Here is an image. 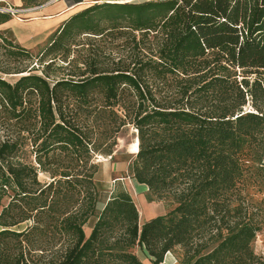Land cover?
I'll use <instances>...</instances> for the list:
<instances>
[{
    "label": "trees",
    "instance_id": "obj_1",
    "mask_svg": "<svg viewBox=\"0 0 264 264\" xmlns=\"http://www.w3.org/2000/svg\"><path fill=\"white\" fill-rule=\"evenodd\" d=\"M127 33L138 49L128 62L101 65L91 55L77 72L53 76L58 59L74 61L78 36ZM137 35H151L147 55ZM39 55L40 73L28 61L14 72L0 67L20 74L13 83L0 75V121L10 129L0 140V199H9L0 209V264H144L134 247L153 264L175 250L180 264H264L251 248L263 221L243 208L241 190L249 169L264 176V0L94 3L70 15ZM145 76L179 85L158 95ZM129 126L138 140L130 176L150 201L173 204L142 225L124 188L96 212L94 160L112 158Z\"/></svg>",
    "mask_w": 264,
    "mask_h": 264
},
{
    "label": "rangeland",
    "instance_id": "obj_2",
    "mask_svg": "<svg viewBox=\"0 0 264 264\" xmlns=\"http://www.w3.org/2000/svg\"><path fill=\"white\" fill-rule=\"evenodd\" d=\"M60 1H64L68 7H72V10L77 12L94 3H102L104 1L114 2L116 0H87L81 1L83 2L82 4H80L81 2L73 3L74 0H34V3L30 7L26 8H39L47 5H54ZM31 10L34 11V9ZM29 16L25 15L24 19H28ZM136 39H140V36L137 35ZM149 40H151V35H149L147 39L146 37L142 40L140 39L141 43L139 44V52H141V54L147 55L148 49L146 48V45H148ZM7 41H9L11 45H15L16 47L15 43L10 40ZM76 43H82V45L71 47L70 54H73L74 61L66 66V62L58 59L57 63H59L58 65H60V67H52L51 71L53 76L65 77L68 73L77 72L78 69L75 67L76 63L78 61L81 62L83 59H86L91 55L97 57L101 65L105 64L108 66H112L113 63L118 61L119 57H121L122 60L128 62L131 58L130 56L138 51V49L132 50L131 35L129 33L118 37L78 36L76 38ZM47 45L48 39L38 47L30 49L25 48L31 54V57L25 58L23 55L17 52L14 46L12 47L8 45L5 38H2V36H0V67L8 69V71L10 72H14L17 69L23 67L25 65V62L28 61L27 65L31 64V66H34V72L40 73L41 65L39 61L37 62V60L40 57V51H42ZM49 57L50 56L43 57L42 62L43 60L47 61ZM78 65L81 66L82 64ZM0 75L5 80L13 83L20 74L3 73L0 71ZM145 77H148L144 78L145 81L149 85H153L152 89H155L158 95L171 97L176 91L177 86L179 85V79L175 77H168L163 81L152 80L149 76ZM95 102L99 103L100 100H95ZM245 108H251L249 102L245 104ZM8 129L9 128H6L5 125H3L0 121V140H2L7 134H9L10 129ZM136 140V131L132 126H129L126 131H122L121 134L117 135V145L114 147L112 158H110V156H96L94 161L100 164L98 172L95 175V183L97 189L100 191V196L96 203V212H98L103 207L104 202L107 200V198H109L111 193L116 191L117 188H124L129 192L136 205V208L140 211L138 224L142 225L143 222L149 220L150 218L165 214L170 208L173 207V204L164 199L153 198V200L150 201L147 196V187L143 184L135 182V180L130 176L129 164L135 155V153L133 152L132 144ZM27 149H29V147H27ZM28 154V159L33 161V154ZM261 172L262 171L255 168L249 169L246 174V181L241 190L242 195L245 198V201H243L242 205L243 208L246 209L247 207L249 212L255 215L259 220L263 221L261 222V230L256 233V236L251 244V248L253 249L254 253L257 256L261 257L264 261V176L261 175ZM38 177L41 181L48 180V176L44 173H39ZM8 200L9 199L6 196L0 199V209L2 205L7 204ZM24 225L25 224H22L21 226H18L16 228H21ZM84 231L86 235L89 234V224L84 225ZM28 239L31 242L33 241L35 245L40 243V239H38V236L35 233H31ZM22 245H25L24 242H22ZM9 246L11 249H15L19 246V243L15 239H11L9 241ZM133 252L141 259L144 264H153L151 257H149L142 249L134 247ZM45 260L43 258H38L35 259L31 264H43V261ZM181 260V252L177 250L168 251L164 255L163 261L159 264H180Z\"/></svg>",
    "mask_w": 264,
    "mask_h": 264
},
{
    "label": "crops",
    "instance_id": "obj_3",
    "mask_svg": "<svg viewBox=\"0 0 264 264\" xmlns=\"http://www.w3.org/2000/svg\"><path fill=\"white\" fill-rule=\"evenodd\" d=\"M116 1L123 2L128 0ZM8 5L17 8H23L24 6L23 0H0V7ZM30 11L19 15V17L8 13H0V36L22 48L38 47L47 39L49 40L52 33L75 12L64 1ZM25 15L31 16L28 19H24Z\"/></svg>",
    "mask_w": 264,
    "mask_h": 264
},
{
    "label": "built area",
    "instance_id": "obj_4",
    "mask_svg": "<svg viewBox=\"0 0 264 264\" xmlns=\"http://www.w3.org/2000/svg\"><path fill=\"white\" fill-rule=\"evenodd\" d=\"M37 7L34 8H17V7H13V6H3L0 7V13H8L12 16H17L19 17V15H23L26 12L30 11L31 9H35Z\"/></svg>",
    "mask_w": 264,
    "mask_h": 264
},
{
    "label": "bare ground",
    "instance_id": "obj_5",
    "mask_svg": "<svg viewBox=\"0 0 264 264\" xmlns=\"http://www.w3.org/2000/svg\"><path fill=\"white\" fill-rule=\"evenodd\" d=\"M132 147H133V152L136 153L137 150H138V140H136V141L132 144Z\"/></svg>",
    "mask_w": 264,
    "mask_h": 264
}]
</instances>
